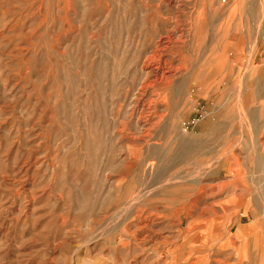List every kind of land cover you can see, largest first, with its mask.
Segmentation results:
<instances>
[{
    "label": "rangeland",
    "instance_id": "rangeland-1",
    "mask_svg": "<svg viewBox=\"0 0 264 264\" xmlns=\"http://www.w3.org/2000/svg\"><path fill=\"white\" fill-rule=\"evenodd\" d=\"M263 54L264 0H0V264H264Z\"/></svg>",
    "mask_w": 264,
    "mask_h": 264
},
{
    "label": "crops",
    "instance_id": "crops-1",
    "mask_svg": "<svg viewBox=\"0 0 264 264\" xmlns=\"http://www.w3.org/2000/svg\"><path fill=\"white\" fill-rule=\"evenodd\" d=\"M236 220V219H235ZM240 224H241V222H236V227L238 228V230H240V228L241 227H239L240 226ZM226 227V226H225ZM236 228V229H237ZM237 230V231H238ZM238 233V232H237ZM239 234V233H238ZM241 242H242V239L239 237V235H237L236 237H235V239H234V242H233V244H235L236 246H241ZM216 246V245H215Z\"/></svg>",
    "mask_w": 264,
    "mask_h": 264
},
{
    "label": "built area",
    "instance_id": "built-area-1",
    "mask_svg": "<svg viewBox=\"0 0 264 264\" xmlns=\"http://www.w3.org/2000/svg\"><path fill=\"white\" fill-rule=\"evenodd\" d=\"M223 2H226L227 0H222ZM262 62L264 63V54L262 56Z\"/></svg>",
    "mask_w": 264,
    "mask_h": 264
}]
</instances>
